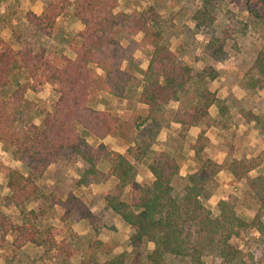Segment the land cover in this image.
<instances>
[{
	"label": "trees",
	"instance_id": "obj_1",
	"mask_svg": "<svg viewBox=\"0 0 264 264\" xmlns=\"http://www.w3.org/2000/svg\"><path fill=\"white\" fill-rule=\"evenodd\" d=\"M118 2L47 0L38 14L20 10L18 18L10 19L0 13V21L7 19L1 27L10 32L9 40L0 34V145L21 164L3 167L0 162L9 191L7 204L19 213L12 218L0 209V258L4 264H14L21 249L40 243L46 244L47 254L55 260L73 255L65 238L57 239L60 228L39 229L33 221L43 211L26 208L38 191L35 177L66 154L81 161L77 186L88 187L104 176L115 180L102 201L104 209L130 229L129 250L113 253V244L95 240L90 246L105 253L103 264H208L210 258L219 259L220 264H261L242 244L251 230L264 240V175L250 176L262 164V156L239 157L229 150L218 162L206 152V130L211 126L224 130L232 124L227 101L209 88L217 71H194L182 63L152 7L117 11ZM237 4L261 19L264 28V0H237ZM69 14L82 26L67 39L71 56L53 44L59 20ZM226 38L208 39L204 51L210 59H222ZM138 50L147 53L146 68L135 56ZM249 72L246 88L263 90L264 49L255 55ZM47 84L56 100L51 109H38L27 92H39ZM103 96L143 110L137 115L138 130L149 126L147 133H151L171 122L180 126L158 149L136 138L124 152L112 149L102 140L121 136L120 118L111 109L96 107ZM211 105L218 109L217 118L210 116ZM240 113L243 118L237 126L252 124L264 132V110ZM191 126L202 127L193 142L187 138ZM181 161L190 164L184 175ZM141 163L151 178L137 181ZM220 171L242 183L243 196H250L256 206L253 216L248 217L231 196L219 199L214 207L208 205ZM54 203L68 226L93 225L97 218L72 192ZM149 243L150 250L146 249Z\"/></svg>",
	"mask_w": 264,
	"mask_h": 264
},
{
	"label": "rangeland",
	"instance_id": "obj_2",
	"mask_svg": "<svg viewBox=\"0 0 264 264\" xmlns=\"http://www.w3.org/2000/svg\"><path fill=\"white\" fill-rule=\"evenodd\" d=\"M46 2L47 0H0V13H5L4 17L10 19L18 18L20 10L22 13L31 10L38 14ZM146 7H152L156 12L163 35L182 63L187 64L194 71L205 68H213L217 71L218 76L209 82V88L227 101L231 115L230 122L233 124V126L231 124L232 127H225L224 130L216 129L217 127L212 129L213 136H221V147L227 151H234L235 156L247 155L246 158H250L252 152V157L262 156L263 159L264 132L257 131V133L249 134V129L244 125L238 127L236 124L240 118H243L241 110L252 108L254 113L264 110V89L253 91L245 86V80L250 73L249 68L255 55L260 49H264L263 21L253 18L242 8L241 4H237V0H119L116 10L130 12ZM6 20L0 21V34L4 39L9 40V30L1 27ZM198 23L203 25L199 27ZM80 27L81 24L70 14L61 18L54 31L53 44L71 56V52L66 50L67 39L72 37ZM222 35L227 36L223 46L224 55L219 61L212 60L205 53L204 46L210 37H221ZM140 38L141 34H138L136 39ZM135 56L141 67L146 68L147 53L144 50H138ZM27 98L38 109H51L56 95L52 92L51 86L47 84L39 92L28 91ZM101 100L102 103L96 106L98 109H111L117 112L120 118L121 136L108 138L111 140L107 143L110 148L124 152L126 145L130 144L134 138L137 141L146 140V144L152 143L155 129L147 133L149 126H143L141 130L136 128L139 121L137 115H142L143 110L132 109L125 101L110 99L106 96H103ZM171 106H176V103H172ZM40 120V117L35 115L34 121L39 123ZM88 140L93 142L92 138ZM206 152L207 155L209 152L212 153L209 144ZM0 162L3 167H21L20 162L11 158V155L4 151L1 145ZM189 165V162L181 161L180 173L186 174L190 168ZM80 166L81 161L75 156L61 155L43 174L35 177L38 191L26 206L27 209L43 211V215L33 221L39 229L43 230L49 225L60 228L61 234L57 239L64 237L73 249V255L66 260H55L47 254L46 244L40 243L38 247L28 245L21 249L14 264H103L107 258L105 253L90 246L95 240L113 244V253L129 250L130 231L128 227L123 225L114 213L104 209V205L99 207L103 193L113 186L115 180L104 176L100 182L92 183L88 187L77 186L76 180ZM100 166L102 169L105 168V165ZM3 167L0 168V209L12 218H18V211L7 204L9 191L5 185ZM24 172L26 173V170ZM257 175H263L258 168L250 173V176ZM223 176L224 174L222 183H225L228 189L225 195L233 197L238 206L246 210L248 217L253 216L257 209L250 196H243L242 183L233 179L227 181ZM71 192L80 197L96 214L97 218L93 225L76 222L68 226L63 223L62 210L54 202L63 199ZM216 202L215 199H211L208 205L214 207ZM261 219L264 221V215ZM152 247L153 245L149 243L146 249L150 250ZM242 248L264 264V240L258 232L249 231L243 238ZM91 250H94L93 253H90ZM207 263L220 264V261L217 258H210ZM0 264H4L2 258H0Z\"/></svg>",
	"mask_w": 264,
	"mask_h": 264
},
{
	"label": "crops",
	"instance_id": "obj_3",
	"mask_svg": "<svg viewBox=\"0 0 264 264\" xmlns=\"http://www.w3.org/2000/svg\"><path fill=\"white\" fill-rule=\"evenodd\" d=\"M40 12H41V10L39 11V13ZM81 28H82V26L79 29H81ZM209 113H210V116L212 118H217L218 117V109H217V107L215 105H211L209 107ZM179 126L180 125L178 123L171 122L169 125L161 127L157 131L155 130V132H153V136H152V139H153L152 140V144H151L152 149H158L159 147H161L164 144V142L167 140L168 135L170 133H174L173 130H176L177 128H179ZM240 126H243L241 122L238 124V127H240ZM244 126L247 129H249L248 130L249 134H252V132L257 133V130L252 127V124H246ZM215 128L216 127L211 126L210 128H208L206 130V133H205L208 136V138H209V149L212 152V153L209 152V155H211L213 158H215L218 162H222L224 160V158L226 157V155H227V149H225L224 147H221L222 146V144H221L222 143L221 136H218V137L213 136V130L212 129H215ZM201 129H202V127H200V126H191L189 128L188 132H187L188 140L189 141H194L196 136L200 133ZM255 135H257V134H255ZM109 137H112V136H107L102 141L105 144L111 142V140H108ZM112 138H118V137H112ZM118 146H120V145H118ZM113 149H115V148H113ZM115 150L120 151L119 149H115ZM245 156L247 157V155H245ZM250 156L251 157L253 156L252 152L250 153ZM262 161L263 162L258 167V169L264 175V156H263ZM138 170H139V172H138L137 177H136L137 181H143V180H147V179L151 178V174L146 170L145 165L143 163H141L138 166ZM254 170H252L250 173H252ZM105 171H106V169H105ZM223 174H224V176H223L224 179L226 178L227 181H230V180L233 179L232 175L230 173H228L227 171H220L217 174V176H216L217 185H216V188H215V190L213 192V195L208 200L209 202H210L211 199H215V201H218L219 199L228 198V195H225V192L228 191V189L226 188L227 185L225 183H222V181H223L222 175ZM182 175H184V174H182ZM224 187H225V189H224ZM100 201H101V204H99V207L104 205L103 201H102V198L100 199ZM129 231H130V229H129Z\"/></svg>",
	"mask_w": 264,
	"mask_h": 264
}]
</instances>
